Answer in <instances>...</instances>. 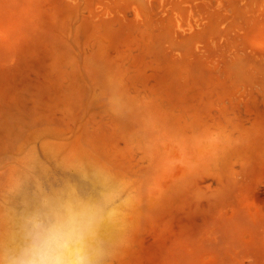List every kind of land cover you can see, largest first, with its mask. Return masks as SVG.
<instances>
[{"label": "rangeland", "instance_id": "rangeland-1", "mask_svg": "<svg viewBox=\"0 0 264 264\" xmlns=\"http://www.w3.org/2000/svg\"><path fill=\"white\" fill-rule=\"evenodd\" d=\"M65 205L93 264H264V0H0V264Z\"/></svg>", "mask_w": 264, "mask_h": 264}, {"label": "clouds", "instance_id": "clouds-1", "mask_svg": "<svg viewBox=\"0 0 264 264\" xmlns=\"http://www.w3.org/2000/svg\"><path fill=\"white\" fill-rule=\"evenodd\" d=\"M87 213L65 205L28 221L26 243L9 264H93L88 251Z\"/></svg>", "mask_w": 264, "mask_h": 264}, {"label": "bare ground", "instance_id": "bare-ground-1", "mask_svg": "<svg viewBox=\"0 0 264 264\" xmlns=\"http://www.w3.org/2000/svg\"><path fill=\"white\" fill-rule=\"evenodd\" d=\"M97 223V222H96ZM95 223V224H96ZM95 225H93L91 228H90V233L92 232V230L94 229ZM94 241V239L91 240V242Z\"/></svg>", "mask_w": 264, "mask_h": 264}]
</instances>
